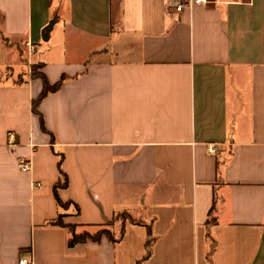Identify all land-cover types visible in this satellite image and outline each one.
Here are the masks:
<instances>
[{"label": "crops", "instance_id": "obj_1", "mask_svg": "<svg viewBox=\"0 0 264 264\" xmlns=\"http://www.w3.org/2000/svg\"><path fill=\"white\" fill-rule=\"evenodd\" d=\"M172 2L0 0V264H264V0ZM56 30L76 61L37 55ZM34 63L68 76L38 103L45 129ZM59 160L77 212L56 203ZM118 211L135 222L115 243L68 246L54 223Z\"/></svg>", "mask_w": 264, "mask_h": 264}, {"label": "trees", "instance_id": "obj_2", "mask_svg": "<svg viewBox=\"0 0 264 264\" xmlns=\"http://www.w3.org/2000/svg\"><path fill=\"white\" fill-rule=\"evenodd\" d=\"M4 40H6V39L4 38ZM40 67H41V64H39V63H34L30 66V76L32 78L33 77L40 78L42 81L41 91L39 92V94L37 95L36 98L32 99L31 107H32V110L39 115V121H40L41 128L45 129L42 116L40 115V113L38 112V109H37L38 103L49 92L56 91L60 87L62 82L65 79H67L68 76H66L65 74H62L58 80H56L53 83H50L48 81V79L46 78L45 74L42 73L41 71H39ZM51 138L53 139L52 135H51ZM60 160L58 163V167H59V170H60L64 180L62 182L58 181L54 184V195L56 198V203H57L58 207H62V208H66L67 205H69L71 203V204H73L74 209L77 212L78 206L76 204H74L71 201L62 202L57 195V188L65 186L67 183V178H66L65 174L61 171V168H60ZM65 215L66 214H64V213H59L57 215V217L54 219V223L59 225V226L67 228L68 231L70 232V236L67 240L68 246H73L76 243H84L87 240L98 241L104 235L112 243H115L121 239V237L124 233L125 222L126 221H130L133 223L135 222V220L133 218H131L130 216H128V214H126L125 212H119L118 211V212L114 213L112 219L109 222L102 223V224H96L98 226V228L93 232H90L88 230L76 231L75 229L79 225L76 223L64 222L62 218ZM116 223H118V231H117V233H114L112 231L111 227H113ZM146 230H147V234H148L149 238L146 240L145 244L148 247L151 243V238H150L151 232H150L149 226H147ZM148 256H149V250H147L146 254L144 255V257L142 259L144 260ZM137 264H141V261H137Z\"/></svg>", "mask_w": 264, "mask_h": 264}, {"label": "rangeland", "instance_id": "obj_3", "mask_svg": "<svg viewBox=\"0 0 264 264\" xmlns=\"http://www.w3.org/2000/svg\"><path fill=\"white\" fill-rule=\"evenodd\" d=\"M71 43L69 44H64L66 41L61 37V35L59 34V32L53 31L52 32V36L50 39L48 40H44L42 37H40V40L38 41V50H37V55H43L44 57L50 59V58H55L58 57L61 53H63V49L65 50H72L67 57H69L70 61H76L74 58H76L78 55H76V51L75 48L78 47L79 45L82 44V40L81 39H73L72 37L69 38ZM18 47L19 50H22V44L21 43V39L18 38ZM78 50V48H76ZM18 80V79H16ZM94 229V228H93ZM91 229V230H93ZM112 231L114 233H117L116 230L118 229V223H116L113 227H111ZM76 231H82L85 229H82L80 227H76L75 229ZM96 230V229H95Z\"/></svg>", "mask_w": 264, "mask_h": 264}, {"label": "built area", "instance_id": "obj_4", "mask_svg": "<svg viewBox=\"0 0 264 264\" xmlns=\"http://www.w3.org/2000/svg\"><path fill=\"white\" fill-rule=\"evenodd\" d=\"M207 1L208 0H173L172 7L174 8V10L176 12H180L184 9L191 8V6L194 4H202V3H205ZM25 45H26L27 51H29V53L34 50V46L30 42H26ZM9 138L12 141L14 139V134L10 133ZM207 150L209 153H215L216 152L215 145L209 144L207 146ZM17 167L20 170L28 171L30 169V164L26 160H19L17 163ZM39 186H40V182H34L33 183V187H39ZM31 263H32V260L30 259L28 254H22L20 256V258L18 259V264H31Z\"/></svg>", "mask_w": 264, "mask_h": 264}, {"label": "water", "instance_id": "obj_5", "mask_svg": "<svg viewBox=\"0 0 264 264\" xmlns=\"http://www.w3.org/2000/svg\"><path fill=\"white\" fill-rule=\"evenodd\" d=\"M48 27L45 28V31H47Z\"/></svg>", "mask_w": 264, "mask_h": 264}]
</instances>
